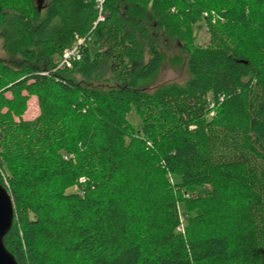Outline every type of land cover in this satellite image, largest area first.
Here are the masks:
<instances>
[{
	"label": "trees",
	"instance_id": "1",
	"mask_svg": "<svg viewBox=\"0 0 264 264\" xmlns=\"http://www.w3.org/2000/svg\"><path fill=\"white\" fill-rule=\"evenodd\" d=\"M0 41L17 264H264V0H0ZM173 45L189 79L147 89Z\"/></svg>",
	"mask_w": 264,
	"mask_h": 264
},
{
	"label": "rangeland",
	"instance_id": "2",
	"mask_svg": "<svg viewBox=\"0 0 264 264\" xmlns=\"http://www.w3.org/2000/svg\"><path fill=\"white\" fill-rule=\"evenodd\" d=\"M212 17V23H216L217 16L212 12H204L201 19L196 20L191 25V40L194 46L197 47H206L209 44V34L207 30L206 22L203 18ZM91 52L93 53L95 50L90 45L89 46ZM169 53V58L165 59L164 64L162 65L160 71L151 81L147 82L144 86L153 90L160 86H165L168 84H177L184 85L186 81L189 79V73L187 71L184 56L181 53L180 48L177 45H173ZM176 56V58H174ZM174 58L172 60V58ZM0 58L8 59L7 54L2 50V43L0 41ZM109 75L105 73L103 78L108 79ZM39 114V109L37 105V99L35 96H32L28 99L27 109L22 115L23 120H33ZM128 119L134 124L139 125V121L136 116L132 113L128 116ZM74 190V188L72 189ZM180 212L183 214L184 209L180 206Z\"/></svg>",
	"mask_w": 264,
	"mask_h": 264
},
{
	"label": "water",
	"instance_id": "3",
	"mask_svg": "<svg viewBox=\"0 0 264 264\" xmlns=\"http://www.w3.org/2000/svg\"><path fill=\"white\" fill-rule=\"evenodd\" d=\"M37 9L43 7V0H35ZM15 216L13 200L0 184V264H17L14 256L6 249L3 240L12 228Z\"/></svg>",
	"mask_w": 264,
	"mask_h": 264
},
{
	"label": "built area",
	"instance_id": "4",
	"mask_svg": "<svg viewBox=\"0 0 264 264\" xmlns=\"http://www.w3.org/2000/svg\"><path fill=\"white\" fill-rule=\"evenodd\" d=\"M101 5H102V0H98V8H100V10H101ZM99 21L100 22L104 21L101 13L98 16V22ZM88 41L89 40L86 38L76 36L73 44L63 51L61 58L58 62L57 69H68V70L72 69L74 63L79 62L81 60L83 49L87 46ZM181 230L182 227L178 229V231Z\"/></svg>",
	"mask_w": 264,
	"mask_h": 264
}]
</instances>
